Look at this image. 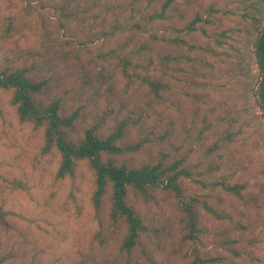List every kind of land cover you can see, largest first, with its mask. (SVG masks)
Wrapping results in <instances>:
<instances>
[{"label": "rangeland", "instance_id": "1", "mask_svg": "<svg viewBox=\"0 0 264 264\" xmlns=\"http://www.w3.org/2000/svg\"><path fill=\"white\" fill-rule=\"evenodd\" d=\"M146 2L0 0V70L32 69L47 84L38 100H60L65 117L78 111L69 129L73 140L94 125L103 137L119 131L118 145L126 149L114 157L119 164L137 169L181 161L190 172H205L208 183L236 174L247 202L226 197V206L235 220L244 214L248 229L234 237L244 235L243 246L257 239L250 253L264 264V112L255 54L264 2L175 0L170 20L142 33L105 35L119 14L146 12ZM196 18L194 32L188 25ZM144 79L160 84L155 89ZM11 97L0 91L1 264H189L184 215L172 194L130 189L129 202L148 229L127 253L128 226L110 217L112 187L96 210L88 162H79L74 176L58 178L61 155L46 149L45 127L22 122ZM200 214L217 232L219 222ZM204 243V256L224 254L213 238Z\"/></svg>", "mask_w": 264, "mask_h": 264}, {"label": "trees", "instance_id": "2", "mask_svg": "<svg viewBox=\"0 0 264 264\" xmlns=\"http://www.w3.org/2000/svg\"><path fill=\"white\" fill-rule=\"evenodd\" d=\"M173 1L175 0H164L160 6H157L160 0H147L143 9L146 12H136L135 9L129 13L119 14L110 23L105 35L113 39L126 33H142L145 27L153 22L170 20L168 10ZM155 4L157 7L155 12L147 13L149 7ZM262 4L259 3L261 6ZM258 12H261L260 8ZM140 13H142L140 18L143 20L136 17ZM199 20L196 18L191 22L188 25L189 30L197 31L196 23ZM181 43L187 45L184 40ZM255 54L261 75L257 93L259 104L264 112V27L256 41ZM128 63H125V67ZM137 66L139 64L135 65L139 68ZM32 72V69L26 66L0 70V91L11 92V103L15 106L16 113L22 122L45 127L46 149L55 148L61 155L58 178L74 176L77 164L83 161L88 162L94 174L92 204L96 210L102 209L108 187L109 185L112 187L110 217L115 222L124 221L128 226L122 243L124 251L131 253L139 244L141 234L148 229L142 217L130 204L129 191L135 189L146 194L149 189L153 188L163 189L172 194L182 210L184 215L182 221L186 230L182 240L189 248L184 256L189 260V264H245L246 259H249L250 264H255L257 260H253L250 251L258 241L255 238L245 239L247 246H243L242 237L244 235L234 237L235 231L245 232L248 226L243 223L244 214L242 218L235 220L229 212L230 206L228 208L226 206L228 200L226 197L247 202L244 193L247 187L244 183L234 180L236 174L225 175L218 182L208 183L202 180L205 172H190L182 167L181 161L168 164L165 160H160L155 164H148L137 169L130 168L125 163L119 164L114 157L126 152L125 148L118 145L120 132L117 131L103 137L99 132V127L94 125L85 130L83 137L73 140L69 129L74 125L78 111L65 117L60 113L62 107L60 100H53L48 104L38 100L37 96L43 92L47 84L45 81H36ZM131 77L128 75V78ZM135 77L142 81L140 75ZM143 82L155 89L160 84L151 79H144ZM137 146H130L127 149H135ZM105 156L109 159L106 160ZM190 184L201 191H190L188 187ZM217 204L225 206V209L221 210ZM201 212L208 218L219 222L217 232L213 233L210 227L204 224ZM0 220H4V214L1 212ZM205 238H213L216 249H222L224 254L204 256Z\"/></svg>", "mask_w": 264, "mask_h": 264}]
</instances>
